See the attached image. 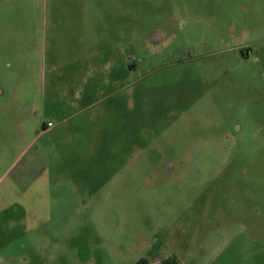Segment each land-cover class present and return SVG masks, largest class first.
<instances>
[{
    "label": "rangeland",
    "instance_id": "1",
    "mask_svg": "<svg viewBox=\"0 0 264 264\" xmlns=\"http://www.w3.org/2000/svg\"><path fill=\"white\" fill-rule=\"evenodd\" d=\"M0 258L264 264V0H0Z\"/></svg>",
    "mask_w": 264,
    "mask_h": 264
},
{
    "label": "flooded vegetation",
    "instance_id": "2",
    "mask_svg": "<svg viewBox=\"0 0 264 264\" xmlns=\"http://www.w3.org/2000/svg\"><path fill=\"white\" fill-rule=\"evenodd\" d=\"M158 35H159L158 32H154L153 34H151V35L149 36V40H150L151 42H155V41H157L158 38H159ZM239 50H241V49L239 48Z\"/></svg>",
    "mask_w": 264,
    "mask_h": 264
},
{
    "label": "built area",
    "instance_id": "3",
    "mask_svg": "<svg viewBox=\"0 0 264 264\" xmlns=\"http://www.w3.org/2000/svg\"><path fill=\"white\" fill-rule=\"evenodd\" d=\"M52 124L50 122H48V126H51Z\"/></svg>",
    "mask_w": 264,
    "mask_h": 264
},
{
    "label": "crops",
    "instance_id": "4",
    "mask_svg": "<svg viewBox=\"0 0 264 264\" xmlns=\"http://www.w3.org/2000/svg\"><path fill=\"white\" fill-rule=\"evenodd\" d=\"M2 261V259L0 258V262Z\"/></svg>",
    "mask_w": 264,
    "mask_h": 264
}]
</instances>
